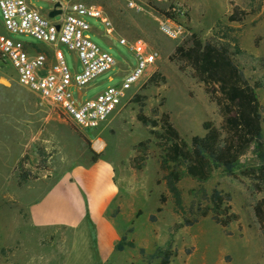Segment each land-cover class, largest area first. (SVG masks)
I'll list each match as a JSON object with an SVG mask.
<instances>
[{"label": "rangeland", "instance_id": "rangeland-1", "mask_svg": "<svg viewBox=\"0 0 264 264\" xmlns=\"http://www.w3.org/2000/svg\"><path fill=\"white\" fill-rule=\"evenodd\" d=\"M88 2L106 12L118 37L144 39L160 58L131 92L130 99L99 129L87 131L65 119L54 105L21 87L14 68L0 56V264H64L73 251V232H34L29 221L30 207L51 189L73 197L74 206L77 199L83 201L87 192L96 195L97 203H101L112 190L107 173L112 165L118 192L97 220L101 231L106 229L107 233L102 252L98 225L87 211L97 264H159L152 255L169 244L174 226L186 221L192 224L174 235L170 264H264V236L254 210L264 198V191L258 189L252 177L251 170L257 166L254 157H243L234 175L222 168H216L205 181L185 174L175 196L162 179L164 153L151 129L138 120L139 113L154 120L168 114L187 142L195 136L203 137L205 124L220 127L218 105L191 67L175 55L177 47L192 46L196 37L203 43L225 47L256 88L264 136V0ZM31 3L44 12L52 8L40 0ZM175 7L184 15L174 14ZM166 13L173 14L170 20L180 29L176 39L161 29ZM59 19L60 16L52 21ZM87 21L93 27V42L111 54L117 65L90 83L84 101L119 84L122 70L136 65L134 55L117 37L107 36L100 21ZM13 37L52 54L49 47L30 36ZM62 50L69 67L82 72L74 55L64 46ZM155 74L159 76L151 81ZM78 93L74 88L76 98ZM154 130L161 131L160 127ZM97 142L103 144L102 149L97 148ZM142 142L146 143L142 149L147 150V155L143 168L135 170L130 159L142 155L135 151ZM95 156L99 157L96 163ZM26 175L29 181L21 183V177ZM215 190L225 201L230 200L229 215L237 216L228 228L217 223L211 211ZM205 211L208 213L202 217ZM118 245L122 250H117Z\"/></svg>", "mask_w": 264, "mask_h": 264}, {"label": "built area", "instance_id": "built-area-1", "mask_svg": "<svg viewBox=\"0 0 264 264\" xmlns=\"http://www.w3.org/2000/svg\"><path fill=\"white\" fill-rule=\"evenodd\" d=\"M40 1L52 8L44 12L32 5V0H0V56L14 68L21 87L54 105L65 119L79 128L97 130L130 99L131 92L159 60V52L144 39L130 41L118 37L106 12L88 0ZM56 10L61 11L55 16L60 19L52 21L49 14ZM172 12L184 15L176 7ZM87 19L100 21L107 36L117 37L134 55L136 65H127L122 70L123 80L119 84L84 101L90 83L117 65L111 54L93 42L90 35L93 27ZM161 29L173 39L180 35V29L167 17H163ZM14 35L34 38L49 47L52 54L38 51V45L15 39ZM63 46L74 55L82 72L69 67ZM74 88L79 92L78 98L73 95Z\"/></svg>", "mask_w": 264, "mask_h": 264}, {"label": "trees", "instance_id": "trees-1", "mask_svg": "<svg viewBox=\"0 0 264 264\" xmlns=\"http://www.w3.org/2000/svg\"><path fill=\"white\" fill-rule=\"evenodd\" d=\"M172 18V13H166ZM240 20V18L235 19ZM192 46L177 47L175 55L189 65L194 76L201 82L206 92L218 105L222 122L219 128L205 124L206 134L195 136L187 142L177 131L168 114L159 119L138 114V120L149 127L150 133L158 141L164 155L161 161L162 179L166 181L169 190L176 196L178 184L187 174L199 181L211 177L216 168H222L228 175H234L240 160L251 154L257 166L251 170L258 189L264 191V136L262 130V113L256 88L250 84L239 66L230 56L228 50L211 42L203 43L193 38ZM159 75L155 74L151 81ZM164 82V79L162 80ZM160 127V132L155 128ZM145 142L135 147L142 153L130 159V166L141 170L144 165L147 150L142 149ZM98 156L93 158L96 163ZM29 176L21 177V183H27ZM229 199L225 201L220 191L215 190L211 196V204L217 223L225 228L237 219L229 215ZM255 216L264 236V198L255 206ZM208 211L201 216L205 217ZM192 222L177 223L171 232V240L166 247H160L152 255L159 264H170L174 256L173 237L183 227ZM117 250H122L118 245Z\"/></svg>", "mask_w": 264, "mask_h": 264}, {"label": "crops", "instance_id": "crops-1", "mask_svg": "<svg viewBox=\"0 0 264 264\" xmlns=\"http://www.w3.org/2000/svg\"><path fill=\"white\" fill-rule=\"evenodd\" d=\"M131 68V67H130ZM111 178L112 190L103 196L101 203H97L96 195L87 192L83 201L77 199L76 206L73 205V197L66 194L49 190L41 199L34 203L29 210L30 227L34 232H57V230H71L75 236L74 247L71 254L66 258L64 264H97L94 242L87 222V211L91 214L93 221L98 225V245L102 252L103 240L107 233L101 231L98 223L100 215L104 214L118 190L113 183L114 168L107 170ZM87 196V197H86ZM87 198V200H86ZM104 205V210L102 206ZM106 205V209H105ZM82 212V216L75 211ZM102 226H104L102 224Z\"/></svg>", "mask_w": 264, "mask_h": 264}, {"label": "water", "instance_id": "water-1", "mask_svg": "<svg viewBox=\"0 0 264 264\" xmlns=\"http://www.w3.org/2000/svg\"><path fill=\"white\" fill-rule=\"evenodd\" d=\"M58 6H59V5H58ZM60 14H61V11L56 10V11L51 12V13L49 14V17H50V18H54L55 16L60 15Z\"/></svg>", "mask_w": 264, "mask_h": 264}, {"label": "bare ground", "instance_id": "bare-ground-1", "mask_svg": "<svg viewBox=\"0 0 264 264\" xmlns=\"http://www.w3.org/2000/svg\"><path fill=\"white\" fill-rule=\"evenodd\" d=\"M96 146H97L98 149H102L103 148V144L101 142H97Z\"/></svg>", "mask_w": 264, "mask_h": 264}]
</instances>
